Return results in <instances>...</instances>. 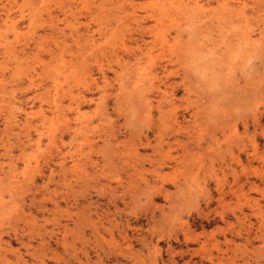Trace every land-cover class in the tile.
<instances>
[{"label":"rangeland","instance_id":"374dc122","mask_svg":"<svg viewBox=\"0 0 264 264\" xmlns=\"http://www.w3.org/2000/svg\"><path fill=\"white\" fill-rule=\"evenodd\" d=\"M0 264H264V0H0Z\"/></svg>","mask_w":264,"mask_h":264},{"label":"bare ground","instance_id":"6f19581e","mask_svg":"<svg viewBox=\"0 0 264 264\" xmlns=\"http://www.w3.org/2000/svg\"><path fill=\"white\" fill-rule=\"evenodd\" d=\"M171 6H172V5H171ZM177 6H178V5H177ZM172 9H173V8H172ZM161 12H162V11H161ZM162 13H164V12H162ZM162 13H161V14H162ZM161 16H162V15H161ZM164 16H165V15H164ZM127 54H128V53H127Z\"/></svg>","mask_w":264,"mask_h":264}]
</instances>
